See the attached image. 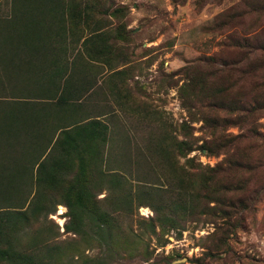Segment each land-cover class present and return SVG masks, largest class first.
<instances>
[{
  "label": "trees",
  "instance_id": "16d2710c",
  "mask_svg": "<svg viewBox=\"0 0 264 264\" xmlns=\"http://www.w3.org/2000/svg\"><path fill=\"white\" fill-rule=\"evenodd\" d=\"M96 1L10 0L9 16L0 18L2 90L4 87L13 90L9 84L5 86L13 78L8 70L13 68L14 73L17 67V74H28L25 67L35 69L33 63L36 58L41 60L40 52L52 57L43 63L44 71L41 69L31 73L33 77L26 74L21 81L16 80L17 93L22 97L0 101V264H46L45 260L55 263L56 246L37 257L27 250L31 247H25L20 237L39 214L45 217L57 203L66 208L64 232L76 234L86 242L96 240L116 253L122 250L126 256H132L140 238L134 234L124 235L113 215L101 207L104 197L96 198L105 177L109 192L115 195V190L128 182L126 176L146 184L152 174L159 172L162 190L140 184L123 192L124 200L128 201L127 213L133 204L135 207L151 205L154 213L146 224L159 241L169 230H182L184 222L204 216L213 225L208 235L226 244L217 233L225 231L227 236L242 228L243 212L252 210L259 199L257 193L263 189V185H251L242 174L260 166V158L251 161L249 157H239V150L241 140L260 141L257 145L261 146L264 133L251 128L244 134L231 136L222 132L227 126H240L264 108V91H254L263 87V71L251 84L247 96L250 103L235 94L232 97L231 87L223 84L228 77L220 76L229 67L242 76L264 68L260 62L251 64L246 57L232 63H219L217 69L208 66V60L205 68L210 71L193 70L195 66L186 65L184 81L178 86L180 104L189 120L200 121L210 135L198 148L205 149L207 156L223 154L222 163L208 168L194 166L192 162L187 167L177 164L176 158L185 157L192 150V143L186 137H174L170 131L157 132L155 125L147 126L145 149L157 163L151 158L153 165L141 169L140 163L134 160V168L126 169L123 163L126 158L115 157V152L110 151L115 146L111 131L93 115L98 106L90 108L86 104L82 109L80 98L85 91L68 85L72 81L71 71L85 70L89 62L75 54L63 61L54 56L55 52L64 55L66 51L58 42L67 36L79 38L74 34L79 24H86ZM101 34L90 33L79 42L87 59L107 52V45L94 41L100 39ZM236 45L252 51L262 49L264 44L252 47L244 41ZM71 51L69 48V53ZM13 56H18V62L11 66L9 61ZM179 126L183 128L185 124ZM107 148L109 151L105 152ZM107 164H116L114 169L118 172L104 171L101 166ZM121 167L123 172L119 171ZM205 253L212 256L210 251ZM90 264H102V261L98 258Z\"/></svg>",
  "mask_w": 264,
  "mask_h": 264
},
{
  "label": "rangeland",
  "instance_id": "374dc122",
  "mask_svg": "<svg viewBox=\"0 0 264 264\" xmlns=\"http://www.w3.org/2000/svg\"><path fill=\"white\" fill-rule=\"evenodd\" d=\"M96 3L86 24H79L74 34L79 40L67 36L64 42L72 45L71 54L78 52L82 61L89 62L87 65L92 67L86 68L88 71L95 69L93 83L80 98L81 107L98 106L93 115L108 126V132L111 131L115 146L110 151L115 152L116 158H126L123 162L126 169L134 168V160L140 163L141 169L151 167L150 159L154 157L146 152V133L148 125H155L157 132L170 131L174 137H186L192 143V150L185 157L176 158L177 164L187 167L192 162L208 168L222 163L223 154L207 156L205 149L198 148L210 135L200 121L189 120L180 104L178 86L184 81L187 72L183 67L186 65L203 71L209 70L205 68L208 60V66L217 69L219 63H232L243 57L251 64L264 65V45L252 51L236 45L244 41L252 47L264 44V0H97ZM9 14L10 0H0V18ZM90 33H103L94 41L107 45V52L87 60L79 42ZM16 61L17 57L10 59V65ZM34 62L35 69L25 67L28 74H17V67L14 73L13 68L8 70L13 78L5 86L9 84L13 90L0 88V101L22 97L17 93L16 80L21 81L26 74L33 77L31 73L41 69L44 71L42 59L36 58ZM234 69L229 67L221 73L220 76L228 77L223 84L231 87V95L250 103L247 100L249 89L264 68L245 76ZM3 71L0 60V80H3ZM263 88L264 84L254 91L263 92ZM202 111L208 112L205 108ZM181 123L185 124L183 128L179 126ZM239 125L227 126L222 132L231 136L244 134L251 128L264 133V108ZM240 142L243 144L239 157L261 160L260 166L250 172L242 171L243 177L248 178L251 185H263V189L257 193L259 199L252 210L243 212L242 228L227 236L225 231L217 233L226 244L208 235L213 225L204 216L184 222L182 230H169L159 241L146 224L154 213L149 203L138 207L133 204L130 212H126L128 201L124 200V190L128 187L133 190L135 185L141 184L127 176L128 182L119 186L115 195L109 192L106 177L102 178L96 198L104 197L101 207L113 215L124 235L134 234L140 238L132 256H126L122 250L116 253L96 240L86 242L76 234L64 232L66 208L59 203L45 217L39 214L20 241L25 247L29 245L31 248L27 250L37 257L56 246L54 264H90L98 258L102 264H264V142L261 146L257 145L260 141ZM154 162L157 163L155 158ZM101 168L106 172H118L114 169L116 164ZM119 171L123 172L122 167ZM160 184L163 182L157 171L141 186L162 190ZM34 188L32 182L31 192ZM214 244L219 246L216 248ZM206 251L212 256L208 257Z\"/></svg>",
  "mask_w": 264,
  "mask_h": 264
},
{
  "label": "crops",
  "instance_id": "0c3cea01",
  "mask_svg": "<svg viewBox=\"0 0 264 264\" xmlns=\"http://www.w3.org/2000/svg\"><path fill=\"white\" fill-rule=\"evenodd\" d=\"M65 39H63L61 42H58V44L61 46L62 44V47H64L66 49V51H64V55L61 53H57L55 52L54 53V56L55 57H58L56 58L57 60H70L71 59V56H74V52L71 54L69 53V48L72 46L71 44H68L67 41L66 43L64 42ZM97 48V46H96ZM42 54V56L40 55L41 59H42V62L45 63V61L48 59V58H52L49 54H46L44 51L40 52ZM84 54V53H82ZM45 56V57H44ZM78 56V57H81V55H78V54H75V57ZM16 57L13 56L12 60H14ZM54 58V57H53ZM85 58L87 59L86 55H85ZM82 60V59H81ZM80 60V61H81ZM87 60H90V59H87ZM41 61V60H40ZM18 62V56H17V61ZM13 63V62H12ZM15 63V62H14ZM89 66L91 65H87L86 68H88ZM92 67V66H91ZM91 70V69H89ZM95 70V69H93ZM91 70V71H88V69H85V70H82V69H75V70H72L71 71V78H72V81H69V86H72V87H75V89L77 88H81L82 90L81 91H85V89L89 88V86L91 85V83H93L92 79L94 77V71ZM82 76L83 78H85L86 80H81L82 78L80 77ZM79 78V79H77ZM106 83V82H105ZM99 84V82H98Z\"/></svg>",
  "mask_w": 264,
  "mask_h": 264
}]
</instances>
